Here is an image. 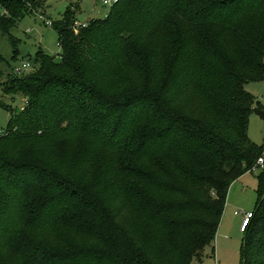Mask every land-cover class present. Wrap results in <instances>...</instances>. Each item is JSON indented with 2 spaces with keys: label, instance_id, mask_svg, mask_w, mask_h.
Returning <instances> with one entry per match:
<instances>
[{
  "label": "trees",
  "instance_id": "obj_1",
  "mask_svg": "<svg viewBox=\"0 0 264 264\" xmlns=\"http://www.w3.org/2000/svg\"><path fill=\"white\" fill-rule=\"evenodd\" d=\"M44 2L0 0V34ZM76 21L53 22L61 52L38 49L35 76L0 81L27 99L3 104L0 251L10 264H193L264 145L246 89L264 81V0H118ZM257 178L241 264H264Z\"/></svg>",
  "mask_w": 264,
  "mask_h": 264
},
{
  "label": "rangeland",
  "instance_id": "obj_2",
  "mask_svg": "<svg viewBox=\"0 0 264 264\" xmlns=\"http://www.w3.org/2000/svg\"><path fill=\"white\" fill-rule=\"evenodd\" d=\"M69 10L75 12V19L79 23L86 24L92 19L105 16L110 6L104 4L103 0H45L43 6L39 5L34 12L17 21L9 34H0V55L5 59L0 62V69L3 71L0 81L6 82L13 79L16 76L14 68L23 62L35 61L36 59L33 60L34 55L40 48L58 57L61 52L58 45V34L54 26L48 25L46 20L62 21ZM13 40H15V45H13ZM15 48L19 51L16 59L13 58ZM37 68L38 63L36 62L22 75L35 76ZM113 87L116 94L120 91L121 84L114 83ZM246 89L264 105L263 81L249 83ZM25 102L27 99L23 96L4 94L3 87L0 86V136L3 135L11 117V111L6 109L5 105H10L14 112H19L25 106ZM249 138L254 143L260 145L264 143V119L256 113L252 114L249 119ZM259 173L260 169L250 170L231 185L227 205L218 227L215 249L213 251L211 247H207L204 253L202 250L199 251L203 257L200 260L196 258L193 264H241L242 246L246 236L241 231L243 215L242 213L236 215L235 212L256 210L259 199L257 178ZM78 237V233H68V240H77ZM13 258L10 250H6V253L0 251V264H10Z\"/></svg>",
  "mask_w": 264,
  "mask_h": 264
},
{
  "label": "built area",
  "instance_id": "obj_3",
  "mask_svg": "<svg viewBox=\"0 0 264 264\" xmlns=\"http://www.w3.org/2000/svg\"><path fill=\"white\" fill-rule=\"evenodd\" d=\"M118 0H103V3L108 5V6H113ZM46 23L50 26L53 25V22L49 19L46 20ZM81 26H85V24H81L78 21H76L74 23V30L78 31V28ZM58 45L61 48V44L58 43ZM32 67V63L30 61H25L23 62L20 66H17L14 68V71L16 74H22L24 71L29 70ZM27 102H25L26 104ZM24 108V107H23ZM258 169H264V145L263 148L260 152V154L258 155L256 162L254 164V166L252 167V171H256ZM242 213L243 215V220H242V224H241V231L244 232L247 227L249 226L252 218L255 216L254 211H236L235 214L238 215Z\"/></svg>",
  "mask_w": 264,
  "mask_h": 264
},
{
  "label": "crops",
  "instance_id": "obj_4",
  "mask_svg": "<svg viewBox=\"0 0 264 264\" xmlns=\"http://www.w3.org/2000/svg\"><path fill=\"white\" fill-rule=\"evenodd\" d=\"M264 82V81H263Z\"/></svg>",
  "mask_w": 264,
  "mask_h": 264
}]
</instances>
